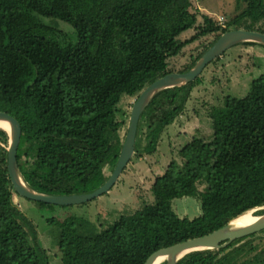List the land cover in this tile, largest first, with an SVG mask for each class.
Returning a JSON list of instances; mask_svg holds the SVG:
<instances>
[{
	"label": "trees",
	"instance_id": "1",
	"mask_svg": "<svg viewBox=\"0 0 264 264\" xmlns=\"http://www.w3.org/2000/svg\"><path fill=\"white\" fill-rule=\"evenodd\" d=\"M235 2L245 7L221 24L192 0H0V112L21 125L17 162L25 182L51 195L102 186L125 139L117 116L124 97L136 99L158 78L190 70L226 31L264 33V0ZM203 38L210 40L179 68H168ZM220 61L195 81L158 93L139 119L129 164L158 156L165 143L170 149L160 172L152 170L150 203L99 228L85 217L47 220L57 229L58 264H144L161 248L264 206V73L251 80L247 118L225 96L208 112V136H192L177 148L167 137L206 71ZM8 142L0 128V264H52L36 226L14 213L19 195L7 170ZM182 198L197 201V216L178 214L173 202ZM177 264H264V230L224 248L190 252Z\"/></svg>",
	"mask_w": 264,
	"mask_h": 264
},
{
	"label": "rangeland",
	"instance_id": "2",
	"mask_svg": "<svg viewBox=\"0 0 264 264\" xmlns=\"http://www.w3.org/2000/svg\"><path fill=\"white\" fill-rule=\"evenodd\" d=\"M192 3L201 12L211 15L221 23L234 18L245 7L243 3L237 4L235 0H192ZM190 33L193 35V31ZM187 36L182 40L189 39L191 34ZM208 40L210 38H203L188 45L183 50L184 54L169 60L168 68H179L191 54L197 52L204 41ZM220 58L219 63L206 71L204 84L194 89L187 104L186 114L168 129L167 137L173 147L177 148L195 135L208 136L211 131L207 122L208 112L213 106H221L225 96H231L235 100L234 109L239 117H248L245 96L251 79L264 73V48L238 44L228 49ZM134 101L132 97H124L118 107V119L125 123L121 131L122 136L126 135ZM169 158L170 149L165 143L158 156L145 158L144 161L139 160L136 165L128 164L125 173L120 175L118 181L107 193L81 205L41 208L28 199L14 196L16 205L14 213L21 220L31 221L36 226L39 239L48 251L52 264H58L57 229L48 224V219L63 220L68 216L85 217L97 228L111 223L119 215L152 201L150 186L154 178L153 173H159ZM150 164L154 165L153 169L149 167ZM173 207L178 214L187 215L190 218L199 214L197 201L191 198L176 200L173 202ZM254 214L252 215L255 216ZM255 243L259 244L260 239L255 240Z\"/></svg>",
	"mask_w": 264,
	"mask_h": 264
},
{
	"label": "water",
	"instance_id": "3",
	"mask_svg": "<svg viewBox=\"0 0 264 264\" xmlns=\"http://www.w3.org/2000/svg\"><path fill=\"white\" fill-rule=\"evenodd\" d=\"M246 42L257 43L264 46V33L243 29L226 31L198 59L190 70L186 72L168 73L149 84L132 104L127 132L115 168L102 186L89 193L76 195H51L32 189L25 182L17 162L18 147L21 137V125L13 116L6 112H0V121L5 122L10 127L9 132L3 130L7 132L9 137L7 147V170L14 191L20 197L57 206L81 205L107 193L117 182L123 170L129 164L134 155L139 119L152 99L165 89L184 86L195 81L209 63L221 57L231 47ZM261 209H264V206L256 207L248 211L255 212ZM248 211H245L244 213H247ZM235 218L231 219L225 226L204 236L188 239L155 251L147 258L144 264H160L163 260H166V264H177L181 258L190 252L224 248L236 239L264 230V214L256 216V219L250 224L238 228H234L231 224Z\"/></svg>",
	"mask_w": 264,
	"mask_h": 264
},
{
	"label": "bare ground",
	"instance_id": "4",
	"mask_svg": "<svg viewBox=\"0 0 264 264\" xmlns=\"http://www.w3.org/2000/svg\"><path fill=\"white\" fill-rule=\"evenodd\" d=\"M0 128L8 132L10 131V127L8 126V124L2 121H0ZM252 214H254L253 211H248L247 213L239 215L231 222L232 226L234 228H238V227H244L250 224L252 221L256 219V215L254 214L255 216H253ZM156 264H159V263H156Z\"/></svg>",
	"mask_w": 264,
	"mask_h": 264
},
{
	"label": "crops",
	"instance_id": "5",
	"mask_svg": "<svg viewBox=\"0 0 264 264\" xmlns=\"http://www.w3.org/2000/svg\"><path fill=\"white\" fill-rule=\"evenodd\" d=\"M260 54H261V53H260ZM262 54H263V53H262ZM262 54H261V55H262ZM256 77H257V76H256ZM256 77L254 76V78H256ZM252 79H253V78H252ZM252 79H251V80H252Z\"/></svg>",
	"mask_w": 264,
	"mask_h": 264
},
{
	"label": "built area",
	"instance_id": "6",
	"mask_svg": "<svg viewBox=\"0 0 264 264\" xmlns=\"http://www.w3.org/2000/svg\"><path fill=\"white\" fill-rule=\"evenodd\" d=\"M220 23H221V22H220ZM221 24H223V22H222Z\"/></svg>",
	"mask_w": 264,
	"mask_h": 264
}]
</instances>
